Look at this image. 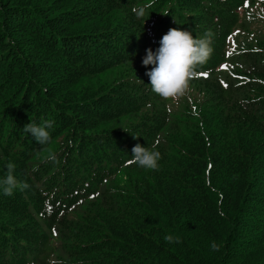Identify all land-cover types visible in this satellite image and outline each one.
<instances>
[{"label":"trees","instance_id":"16d2710c","mask_svg":"<svg viewBox=\"0 0 264 264\" xmlns=\"http://www.w3.org/2000/svg\"><path fill=\"white\" fill-rule=\"evenodd\" d=\"M257 1L0 0V179L12 162L30 185L0 188V264H264V18L222 66ZM170 28L212 33L178 100L142 64ZM44 120L41 146L23 127Z\"/></svg>","mask_w":264,"mask_h":264},{"label":"clouds","instance_id":"9594fccd","mask_svg":"<svg viewBox=\"0 0 264 264\" xmlns=\"http://www.w3.org/2000/svg\"><path fill=\"white\" fill-rule=\"evenodd\" d=\"M150 7H152V3H145L141 7H134L132 12L137 18H143L146 10ZM163 15H167V13ZM159 45L155 52L146 49V56L143 58L142 64L145 67L148 65H152V67L145 74L149 77L151 90L156 95L164 100H178L187 94L191 81L198 75L197 69L205 65L211 58L213 53L212 33L207 32L202 38H196L187 30L170 28L160 39ZM53 123L52 120H44L40 125L29 122L24 125L23 131L25 134L30 133L39 145L45 146L51 143L49 129L53 128ZM155 148V144L152 148L139 143L135 144L131 149L132 163L143 169L157 170L161 153L154 150ZM46 160L57 163V154L49 150ZM6 168V177L0 179V188L5 196L12 197L15 191L24 192L30 188L27 182L18 181L15 177L16 165L14 163H7ZM37 170L33 169V171ZM164 239L168 243L180 242L179 238H174L172 235H166ZM211 249L218 251L219 246L212 242ZM51 264H63V261L53 260Z\"/></svg>","mask_w":264,"mask_h":264},{"label":"rangeland","instance_id":"374dc122","mask_svg":"<svg viewBox=\"0 0 264 264\" xmlns=\"http://www.w3.org/2000/svg\"><path fill=\"white\" fill-rule=\"evenodd\" d=\"M239 23L234 27L230 34L226 46L227 59L222 65L225 66L230 59V56L240 47L250 42L251 36L254 34V29L259 26L256 21L257 17L264 18V0L253 3H246L241 8ZM219 71H216V73Z\"/></svg>","mask_w":264,"mask_h":264}]
</instances>
